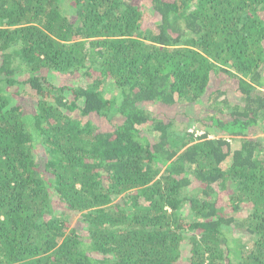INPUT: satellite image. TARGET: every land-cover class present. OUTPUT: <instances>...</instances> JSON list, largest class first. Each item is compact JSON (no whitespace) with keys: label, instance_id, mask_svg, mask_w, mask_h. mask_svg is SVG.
<instances>
[{"label":"trees","instance_id":"trees-1","mask_svg":"<svg viewBox=\"0 0 264 264\" xmlns=\"http://www.w3.org/2000/svg\"><path fill=\"white\" fill-rule=\"evenodd\" d=\"M0 264H264V0H0Z\"/></svg>","mask_w":264,"mask_h":264},{"label":"rangeland","instance_id":"rangeland-1","mask_svg":"<svg viewBox=\"0 0 264 264\" xmlns=\"http://www.w3.org/2000/svg\"><path fill=\"white\" fill-rule=\"evenodd\" d=\"M51 79L55 82H59V83H74L76 81H81L82 79L76 76H71V75H63V74H59V73H54V75H50ZM199 124H197L196 122H192L191 125V129H196L199 128ZM205 126H201L200 129L202 130H210V135L216 136L217 133H219V131H217L214 127H205Z\"/></svg>","mask_w":264,"mask_h":264},{"label":"clouds","instance_id":"clouds-1","mask_svg":"<svg viewBox=\"0 0 264 264\" xmlns=\"http://www.w3.org/2000/svg\"><path fill=\"white\" fill-rule=\"evenodd\" d=\"M214 137V136H213ZM211 135H210V138H213Z\"/></svg>","mask_w":264,"mask_h":264}]
</instances>
